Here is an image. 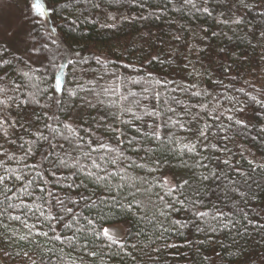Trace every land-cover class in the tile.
<instances>
[{
    "label": "snow or ice",
    "instance_id": "snow-or-ice-1",
    "mask_svg": "<svg viewBox=\"0 0 264 264\" xmlns=\"http://www.w3.org/2000/svg\"><path fill=\"white\" fill-rule=\"evenodd\" d=\"M132 3L139 4L140 7L145 6L140 0H132ZM208 3L209 0H203L204 6L200 7L197 0H183L184 5L211 16L213 13L209 10ZM239 3L249 8L245 0H239ZM24 5L23 23L0 24V82L10 81L13 85L9 88L6 84L0 83V137L5 143L16 146L22 152L17 156L0 143V157H4L0 160V168L3 169V173L0 174V196L3 197L0 199V205L11 210L7 219L20 226L9 232L8 225L4 223V210H0V227L4 228V232L0 233V240L4 244L11 246L14 243H27L39 247L43 240L45 245H54L49 249L53 255L57 254L55 246H59L57 264H65V256H68L71 264H77V259L80 264H85L86 257H97L99 253L89 247V241L98 242L97 247L100 244L109 249L115 247L123 256L135 259L127 249L136 250L137 245L129 244L126 235L121 237L115 230L105 226V216L91 217L80 210L87 209L88 212H92L101 207L119 208L133 214L143 212L146 217L151 212L149 222L155 221L153 227L158 233L151 243L162 241L152 250L161 255L168 249L180 247L174 242H168L169 234L183 236L184 229L189 227L187 220L177 219L173 215L180 211L191 218L197 232L209 236L228 231L233 235V243H236L237 236L250 235V228L255 231L264 230V222L251 218L255 215L264 219V209L249 210L237 205L233 199L235 194L245 205L250 200L257 199L249 180L252 179L251 174L258 171L264 173V161L246 157L243 149L239 152L240 159H234L236 153H233L226 144L219 147L216 143H208L210 133L212 135L223 133L219 139L231 140L230 125H235L237 130L250 129L249 124L234 115L243 113L247 107L246 103L231 98L234 101L233 107L220 112L218 101L211 109L208 102H202L197 106L198 110L192 113L186 122H182L184 114L190 111L192 105L181 104L179 100H175L184 112L177 113L176 108L169 105L167 112L173 115L165 118L156 107L149 109L142 106L140 100L133 99L136 93L130 88L125 91V84H136L138 81H128L115 71L105 72L110 81V84L105 85L98 84V80L104 77H99L95 83L89 81L92 87H85L75 76L69 80L70 70L77 64H86L87 61L70 43L58 36L56 25L50 23L56 7L53 0H24ZM93 6L100 7L99 4ZM108 19L115 21L116 17L109 15ZM140 19L146 20L148 17L141 16ZM218 22L239 25L242 19L237 17L230 21ZM72 23L78 24L79 21L73 20ZM101 27L114 28L116 25L105 24ZM37 29L43 30L37 33L41 36L40 40L33 35ZM261 36L264 37V31L261 32ZM49 42L55 47H51ZM12 48L17 52H23L25 63L39 64V67L34 69L30 67L28 72L17 73L26 77L27 83L17 82L9 77L8 69L12 67L13 62L6 56ZM14 58L17 62L21 60V56L17 54H14ZM96 62L105 69L110 63L106 58L100 57H96ZM148 77L151 79L152 74L149 73ZM156 83L162 88L166 87L164 81L157 80ZM10 91L13 95H8ZM144 91L147 92L148 89L145 88ZM235 91L247 97L248 102L264 108V87L255 89V95L250 94L245 88H238ZM80 93L85 95L82 96ZM160 95L159 91L154 93L157 102L160 101ZM191 95L201 97L211 94L205 90L203 93L192 92ZM102 96L108 99H101ZM75 100L80 101L79 108L95 109L101 106L117 109L111 113V123L107 122L106 116L92 118L96 129L103 128L109 133L108 142H105L103 136H98L93 127H86L87 121L84 124L78 123L82 117L77 105L73 103ZM53 105L56 106L55 111L52 110ZM133 107H140L142 115H137ZM58 112L65 113V119H61ZM201 113L207 114L209 119L217 122L216 132L212 131L213 125L207 120L202 127L195 130L187 126L193 121L201 120L203 118ZM225 113L229 114L225 116ZM126 116L130 119H125ZM146 116L150 118L148 122H145ZM221 117L230 122V125L220 123ZM117 121L124 127L117 126ZM134 121L142 123L138 126ZM33 127H36V130H33ZM129 127L135 133L131 137H128L126 131ZM171 128H178L181 133L191 135L178 137L170 131ZM17 131L28 133L34 139H25L23 135L17 136ZM81 132L88 135L89 139L86 142ZM258 132L264 134V127L259 128ZM61 140L64 143H61ZM113 140L115 144L112 143ZM125 144L132 152L144 153L139 157V162L135 160L128 162ZM45 145L47 151L44 150ZM209 150L221 153L223 158L208 155ZM169 156L173 159L179 158V163L189 170L191 178H183L177 182L171 174L163 175L165 169L175 167ZM185 156L188 159H184ZM242 160H246L248 167L242 165ZM6 161L23 164V167H9ZM213 161L215 167L212 166ZM106 164L111 165L113 170L109 171L105 167ZM128 168L145 171L148 176H128ZM64 169L70 170L67 175L62 171ZM81 176L83 178L79 182L73 179ZM112 180L119 182L113 186L110 183ZM85 181L95 184L96 188L89 192L88 183ZM214 183L218 187L222 186L225 201L223 206L211 203L209 207L210 202L204 199V193L211 191L209 185ZM256 187L264 191L261 184H257ZM220 199L218 196L217 201ZM229 202L232 203V211L226 212L224 208ZM238 216L242 217V220L238 219ZM61 229L71 232V235H67ZM81 240L85 242L80 243ZM77 250L82 254L73 259L70 253ZM0 251H3V248H0ZM30 251L31 249L25 251L21 248L15 255L36 264ZM4 255L8 256L9 253L5 251Z\"/></svg>",
    "mask_w": 264,
    "mask_h": 264
},
{
    "label": "trees",
    "instance_id": "trees-1",
    "mask_svg": "<svg viewBox=\"0 0 264 264\" xmlns=\"http://www.w3.org/2000/svg\"><path fill=\"white\" fill-rule=\"evenodd\" d=\"M53 3L56 7L50 23L56 25L58 36L63 41L70 43L72 48L79 51L87 61L86 64H77L70 70L69 80L75 76L85 87H92L89 81L95 83L99 77H104V79L98 80V84L105 85L106 83L110 84L105 72L115 71L128 81H138L136 84H125V91L130 88L136 93V97L133 99L140 100L141 105L147 106L149 109L156 107L164 114L165 118L173 115L167 112L169 105L176 108L177 113L184 112V109L175 100H179L181 104L192 105L190 111L184 114L182 122H186L192 113L198 110L197 106L202 102H208L209 109H211L218 101L219 111L223 112L224 109L233 107L234 101L231 98H237L240 103H246L247 107L243 113L234 115L249 124L250 129L237 130L235 125H230V122L221 117L220 123L230 125L232 139L223 141L219 139L224 135L223 133L216 135L210 133L208 143H216L219 147L226 144L233 153H236L234 159H240L239 152L243 149L246 157L264 161V134L258 132L259 128L264 127V108H259L254 103L248 102L247 97L235 91L238 88H245L250 94L255 95V89L264 87V37L261 36V32L264 31V0H245L249 8L243 7L239 0H209L208 7L213 13L211 16L184 5L183 0H171V2L170 0H140V3L145 5L144 7L133 4L132 0H53ZM95 4H99L100 7H94ZM197 4L200 7L204 6L203 0H197ZM109 15L115 16V21L109 20ZM141 16H147L148 19L142 20ZM133 17L135 19H132ZM237 17L242 19V23L239 25L218 22L230 21ZM73 20H78L79 23L73 24ZM113 23L116 25L114 28L101 27V25ZM42 31V29H37L33 32L36 39H41L37 33ZM222 49L223 51H221ZM14 54L20 55L12 50L6 56L13 62L12 67L8 69L9 77L17 82L27 83V78L17 73L28 72L30 67L34 69L39 67V64L25 63V59L21 55V60L17 62ZM96 57L106 58L110 62L107 69L102 68L96 62ZM153 57L157 59H153ZM66 71L69 70L66 69ZM149 73L152 74L151 79L148 77ZM34 80L39 82L35 76ZM157 80L166 82V87L162 88L157 85ZM0 83L6 84L9 88L13 86L10 81ZM194 85L195 87H193ZM145 88L148 89L147 92L144 91ZM205 90L211 95H202L201 97L191 95L192 92L203 93ZM156 91L161 93L159 102L154 98ZM8 95H13V93L10 91ZM80 95L85 94L80 93ZM101 99L108 98L102 96ZM117 102L120 103V101ZM73 103L77 105V110L82 117L78 123L84 124L87 121L85 126L93 127V131L98 136H103L105 142H108L109 133H106L103 128L96 129L93 126L92 118L106 116L107 122L111 123V113L116 112L117 109L101 106L95 109L79 108V100H75ZM37 110L39 111V109ZM52 110H56L55 105ZM133 110L137 115H142L140 107H133ZM57 114L61 119H65V113L58 112ZM73 114H75V110ZM228 114L225 113V116ZM201 116L203 117L201 120L193 121L191 125L187 126L195 130L202 127L207 120L213 125L212 131L216 132L217 122L209 119L205 113H201ZM124 118L130 119L127 116ZM149 120L150 118L146 116L145 122ZM134 123L139 126L142 122L134 121ZM116 125L124 127L119 124V121L116 122ZM38 126L39 122L36 123V127ZM36 127H33V130H36ZM126 131L128 137L135 134L131 127ZM170 131L178 137L191 135L181 133L178 128H171ZM16 135H23L25 139H34L28 133L21 131H17ZM81 135L84 136L85 142L89 139L84 132H81ZM22 142L18 141V143ZM60 142L64 143L62 140ZM0 143L4 144V148L9 152H14L17 156L22 154L16 146L5 143L2 137H0ZM112 143L115 144V141L113 140ZM124 147L128 162L133 160L139 162V157L144 155L143 152L137 154L130 151L127 144ZM44 150H48L47 145L44 146ZM207 154L223 158L219 152L213 153L209 150ZM2 159L4 157H0V160ZM184 159H188V157L185 156ZM169 160L175 167H168L163 175L171 174L177 182L183 178H191L189 170L179 163V158L173 159L169 156ZM28 162L30 163L31 160ZM205 162L207 163V161ZM85 163H90V161H85ZM241 163L244 167H248L246 160H242ZM6 164L13 168L23 167V164L18 165L13 161H6ZM212 166H216L215 161ZM105 167L109 171L113 170L111 165L106 164ZM24 171H28V169H24ZM62 171L67 175L70 170ZM2 173L3 169L0 168V174ZM127 173L131 177L148 176L147 172L136 168H128ZM251 176L249 184L252 185V192H255L257 199L250 200L247 205L243 204L239 196L235 194H233V199L240 207L260 211L264 209V191H260L256 185L264 186V173L258 171ZM82 178V176L73 177L77 182ZM253 179L255 183H253ZM118 182V180L110 181L113 186ZM85 183H88L89 192L96 188L93 183L87 181ZM209 187L212 190L204 193V199L210 202L209 207L211 203L223 206L225 201L222 186L218 187L214 183ZM82 190L80 189V191ZM65 191L68 190L65 189ZM218 196L221 197L219 201H217ZM0 199L3 197L0 196ZM0 210H4V223L8 225L9 232L20 227L7 219L11 213L10 209H4V206L0 205ZM80 210L91 217L105 216V226L111 229L123 227L125 229L123 237L126 235L129 244L137 245L136 250L127 249L135 256V259H132L129 256H123L115 247L109 249L103 244L97 247L98 242L89 241V247L97 250L99 254L97 257H86L85 264H264V230L255 231L250 228V235L237 236L235 237L236 243H233V235H230L228 231L209 234V236L197 232L191 218L180 211L173 215L177 219L187 220L189 227L184 229L183 236L169 234L168 242H174L180 247L168 249L161 255L152 250L162 241L157 240L156 244L151 243V240L158 235L153 227L155 221L149 222L152 216L151 212L146 217L143 212L134 210L135 214H133L119 208L101 207L92 212H88L87 209ZM224 211H232L231 202L224 208ZM237 218L242 220V217L238 216ZM251 218L264 222V219L255 215H252ZM61 231L71 235V232L65 229H61ZM3 232L4 228L0 227V233ZM188 241L191 243L189 244ZM84 242L80 241V243ZM52 247L54 245H45L43 240L39 247L27 243H14L9 246L0 240V248H3V251H0V264L24 262L31 264L22 256L15 255L17 251H21V248L25 251L31 249L30 255L36 264H57V256L60 254L59 246H55L56 255L49 251ZM5 251L9 253L8 256L4 255ZM67 251L65 248V252ZM81 254L80 250L70 253L73 259ZM64 259L65 264H71L68 256H65ZM77 264H80L78 259Z\"/></svg>",
    "mask_w": 264,
    "mask_h": 264
},
{
    "label": "rangeland",
    "instance_id": "rangeland-1",
    "mask_svg": "<svg viewBox=\"0 0 264 264\" xmlns=\"http://www.w3.org/2000/svg\"><path fill=\"white\" fill-rule=\"evenodd\" d=\"M24 8H25L24 0H0V24L11 23L13 25H16L18 23H23ZM49 44L51 47H55V45H51L50 42ZM12 50L20 54L25 59L22 51L17 52L15 48H12ZM113 230H115L118 233V235L123 237L125 232V229L123 227H114ZM18 264H26V262L18 263Z\"/></svg>",
    "mask_w": 264,
    "mask_h": 264
}]
</instances>
